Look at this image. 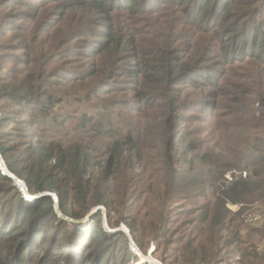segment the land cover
I'll return each mask as SVG.
<instances>
[{"label": "trees", "instance_id": "16d2710c", "mask_svg": "<svg viewBox=\"0 0 264 264\" xmlns=\"http://www.w3.org/2000/svg\"><path fill=\"white\" fill-rule=\"evenodd\" d=\"M0 155V264H264V0H0Z\"/></svg>", "mask_w": 264, "mask_h": 264}, {"label": "built area", "instance_id": "2783aa9c", "mask_svg": "<svg viewBox=\"0 0 264 264\" xmlns=\"http://www.w3.org/2000/svg\"><path fill=\"white\" fill-rule=\"evenodd\" d=\"M53 197L55 204L58 203V196L55 193H50ZM37 196V195H36ZM38 197V196H37ZM36 197H27L29 200H33ZM103 212L105 213L106 209L102 207ZM120 227L126 234L129 240V247L133 254L132 260L129 262V264H167L163 262L160 258L156 257L154 252L157 251V242L150 238V243L148 245V249L146 252H143L142 248L134 241V239L131 236L130 229L127 225L121 224ZM116 229V228H115ZM110 231V230H109ZM112 232V231H111ZM143 256H145V260H143Z\"/></svg>", "mask_w": 264, "mask_h": 264}, {"label": "rangeland", "instance_id": "374dc122", "mask_svg": "<svg viewBox=\"0 0 264 264\" xmlns=\"http://www.w3.org/2000/svg\"><path fill=\"white\" fill-rule=\"evenodd\" d=\"M205 109H203V111H204ZM190 114H192V113H190V112H188L187 113V115H190ZM232 173H235V174H239L240 173V171H237V170H233L232 171ZM226 176L227 177H229V178H231V173L230 172H228L227 174H226ZM192 204L193 203H191V204H189V205H187V206H192ZM101 207H103V206H101ZM250 213H248L247 214V216H246V220H248L249 221V223L250 224H252V225H255V226H258L259 225V223L258 222H262L263 220H264V218H263V214H264V205L263 204H261V203H259V202H255L254 204H252V205H250ZM230 209L233 211V212H236V211H238L239 209H240V206L239 205H231L230 206ZM102 212H103V210H102ZM104 215H106V211H105V213L103 212V220H104ZM107 217V216H106ZM89 218V217H88ZM81 225H80V227L82 228V229H85L86 228V226L90 223L89 222V219H85L83 222L81 221ZM104 225V224H103ZM105 227V226H104ZM121 228V227H120ZM105 229L106 230H109V229H115V228H111L110 226H109V224H108V228L107 227H105ZM122 229V228H121ZM121 232H123L124 233V231L123 230H121ZM125 234V233H124ZM126 235V234H125ZM150 239H148L145 243H144V245H141L139 242H138V244L141 246V248H142V250H143V252H146V250L148 249V245H149V243H150ZM264 245V243L262 244V246ZM154 254H155V256L156 257H158V258H160L161 259V257H160V252L159 251H156V252H154ZM146 258H145V256H143V260H145ZM132 260V259H131ZM130 260V261H131ZM162 260V259H161ZM129 261V262H130ZM129 264V263H128Z\"/></svg>", "mask_w": 264, "mask_h": 264}, {"label": "water", "instance_id": "95a60500", "mask_svg": "<svg viewBox=\"0 0 264 264\" xmlns=\"http://www.w3.org/2000/svg\"><path fill=\"white\" fill-rule=\"evenodd\" d=\"M1 163H3V166H4V168L3 167H1ZM0 169H2V171H3V173L5 174V175H8L10 178H12L14 181H15V184L22 190V192L24 193V195L26 196V197H41V196H46V195H51L50 193H42V194H39V195H35V196H33V195H30V193L28 192V188H27V186H26V184L24 183V181H22L21 179H19L17 176H15L14 174H12L9 170H8V168L6 167V165H5V163H4V161H3V158H2V156L0 155ZM55 208H56V212L59 214V216L61 215V212H60V210H59V206H58V203L57 204H55ZM100 208H102L101 206L100 207H97V208H95L93 211H92V213L91 214H93L94 212H96L98 209H100ZM86 219H88V217L86 218ZM103 224H104V226L105 227H107L108 228V220H107V217H106V215H104V220H103ZM110 231H112V232H114V231H121L122 229L120 228V226L118 227V228H116V229H109Z\"/></svg>", "mask_w": 264, "mask_h": 264}, {"label": "bare ground", "instance_id": "6f19581e", "mask_svg": "<svg viewBox=\"0 0 264 264\" xmlns=\"http://www.w3.org/2000/svg\"><path fill=\"white\" fill-rule=\"evenodd\" d=\"M1 167H3L4 168V166H3V163H1ZM5 169V168H4Z\"/></svg>", "mask_w": 264, "mask_h": 264}]
</instances>
